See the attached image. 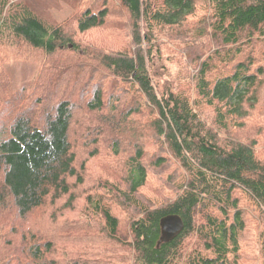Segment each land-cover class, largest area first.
Segmentation results:
<instances>
[{
  "label": "trees",
  "instance_id": "16d2710c",
  "mask_svg": "<svg viewBox=\"0 0 264 264\" xmlns=\"http://www.w3.org/2000/svg\"><path fill=\"white\" fill-rule=\"evenodd\" d=\"M90 1L77 34L112 24L118 40L86 44L24 1L0 0V47L25 49L0 65L7 90L0 92V214L14 212L16 221L3 223L23 247L14 264H57L52 258L76 234L91 239L86 252L96 264H123L126 252L130 264H239L247 218L263 226L264 264V160L256 152L264 138V0ZM123 30L125 38L117 33ZM161 37L181 43L184 78L196 68L195 101L156 79L161 51L153 44ZM111 41L117 50L108 49ZM29 52L40 57L30 61ZM194 102L210 109V122ZM246 120L254 139L222 137ZM73 127L82 130L76 151ZM97 158L122 168L125 188L98 172L95 190L76 208ZM151 177L158 186L143 202ZM121 208L133 213L125 235ZM39 212L58 222L56 238L23 229ZM170 214L184 228L158 246L159 221ZM191 238L195 247L186 254ZM114 251L122 254L112 257ZM71 260L64 263L90 264Z\"/></svg>",
  "mask_w": 264,
  "mask_h": 264
},
{
  "label": "rangeland",
  "instance_id": "374dc122",
  "mask_svg": "<svg viewBox=\"0 0 264 264\" xmlns=\"http://www.w3.org/2000/svg\"><path fill=\"white\" fill-rule=\"evenodd\" d=\"M24 1L30 8L35 12L38 16L43 18L45 21L51 24H59L63 26L67 36L78 39V36H81L82 41L86 44L96 45L98 47H101L100 44H102L101 41L104 39H113L118 40V37H116L113 33L115 30L112 27V24H108L106 27H104V30L97 29L92 30L90 32H87L82 35L77 34L76 30V20L82 10L88 8L91 6L90 0H22ZM203 14L199 13V16H202ZM118 34L123 36L125 38L127 31H117ZM115 43V41H111L110 48L117 50L115 46L113 47L112 44ZM119 43V42H117ZM120 44V43H119ZM155 48H159L161 51V58H157L153 71L155 70L157 75L156 79L161 82H169L172 83L176 88H178L180 91L184 92L187 96H189L191 101H195L196 95L194 90V84H193V78L196 74V68L189 67L188 75H186V78H184L185 70L182 69V62L180 60V51L179 47H181V43L177 42L176 40H171V38L161 37L158 39L157 42L153 44ZM106 48V47H105ZM25 49L22 47H0V65L4 61H12L14 63L17 56H22L21 53H23ZM29 58L30 61L36 60L39 56L38 52H29ZM2 74L0 73V92L1 94L7 93V90L4 91L2 81ZM66 87H70L69 84L66 85ZM65 86H60V94H62L63 88H66ZM194 106L198 110L199 114L201 115L202 119H205L206 121L210 120L211 111L209 108L204 107V105L197 104L194 102ZM246 125L244 128H238L232 126L229 127V133H224L222 137H228L230 135L234 139L238 141H246L254 139L256 133V129H252L248 123V120H246ZM238 123V122H237ZM83 125V123H81ZM81 128V126H80ZM252 129V130H251ZM251 130L252 132H249ZM79 132H82V130L73 127L70 135L71 141H73L74 149H76L79 146L78 143V136L80 135ZM264 136V135H263ZM258 138L257 144H256V152L260 159L264 160V138L262 141ZM80 143H82V140L80 138ZM77 156L79 157V160H81L84 157V153L81 154V149L77 150ZM123 151V150H122ZM130 152V148H129ZM106 160H108L106 158ZM100 166L103 167V169L100 171ZM111 168H110V167ZM120 166H116L114 164V161H111L109 163H106L103 159L97 158L90 161L88 164V172L84 176V183L82 184L80 189V195H76L75 199V207H82L85 205V193H89L91 191H94V179L96 177V173L102 172L106 173L108 178L111 180V182L117 183L121 189L125 188L122 183L121 175H119L118 171H120ZM122 169V168H121ZM118 170V171H117ZM95 174H94V173ZM101 173V177H102ZM158 186V183L155 182V178L151 177L147 186L142 191L141 197L139 196V200L145 202L149 198H151L152 189ZM77 190V189H76ZM52 210V208H50ZM122 211L120 213V220H121V231L124 233V235L127 233V223L129 218L132 217V210L130 209H124L121 208ZM50 210V213H51ZM1 213V212H0ZM41 212L37 213L34 217L29 218L27 221H25L23 225V229H31L33 232L39 231L43 233V235L46 238H56L60 233V228H58V222L52 223V220L47 221V217H43V215H40ZM49 214V213H48ZM67 214V212H66ZM65 214V215H66ZM64 215V216H65ZM1 216H5L6 219L0 222V264H7V261L10 260L14 264L17 259L12 258L13 255H19L22 256V250L23 247L20 246L19 240L20 237L17 236L16 238L12 235V228H5L3 223L9 220H15L14 218V212L9 211L5 212L3 214H0ZM57 217V214H56ZM56 221V220H55ZM54 221V222H55ZM58 221V220H57ZM78 221V220H77ZM247 221H249V227L247 230L242 234L240 245L241 247V253L239 257V264H259L260 263V243H261V229L263 226L260 225V228L256 226L255 222H251L249 218H247ZM85 224V223H84ZM256 227H255V226ZM5 228V229H4ZM95 231L99 230L98 225L94 227ZM13 238L12 244H7L9 239ZM67 238V237H66ZM91 239H87L86 237H82L80 234H76V236L72 235L66 240L65 245H61L63 248V252L56 254L52 260L56 262L57 264H65L64 262H71V259L74 258H81L83 260H87L90 262V264H96V262H93L96 260L95 256L93 254H87L86 251L89 250V246ZM60 245H57L59 247ZM195 247V239L191 238L186 242V254L188 253L189 249H192ZM122 252L114 251L112 253V257H117L121 255ZM124 256L125 262L123 264H130L129 262V253L126 252V255ZM63 258V259H62ZM6 260V263L4 262ZM180 264H185L183 261Z\"/></svg>",
  "mask_w": 264,
  "mask_h": 264
},
{
  "label": "water",
  "instance_id": "95a60500",
  "mask_svg": "<svg viewBox=\"0 0 264 264\" xmlns=\"http://www.w3.org/2000/svg\"><path fill=\"white\" fill-rule=\"evenodd\" d=\"M160 237L157 245L168 243L176 238L184 228L182 219L178 215L170 214L159 221Z\"/></svg>",
  "mask_w": 264,
  "mask_h": 264
}]
</instances>
